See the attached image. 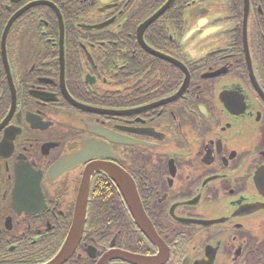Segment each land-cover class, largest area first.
Segmentation results:
<instances>
[{
  "label": "flooded vegetation",
  "instance_id": "flooded-vegetation-1",
  "mask_svg": "<svg viewBox=\"0 0 264 264\" xmlns=\"http://www.w3.org/2000/svg\"><path fill=\"white\" fill-rule=\"evenodd\" d=\"M0 264H264V0H0Z\"/></svg>",
  "mask_w": 264,
  "mask_h": 264
},
{
  "label": "water",
  "instance_id": "water-1",
  "mask_svg": "<svg viewBox=\"0 0 264 264\" xmlns=\"http://www.w3.org/2000/svg\"><path fill=\"white\" fill-rule=\"evenodd\" d=\"M148 222V221H147ZM148 225L150 226V224H149V222H148ZM75 233H77V236L76 237H80V235H81V229H78L77 230V228L75 227V226H73L72 227V229H71V232H70V235H71V238H75ZM68 246V245H67ZM71 251V250H70ZM69 255V254H68ZM131 259H135V257L134 256H131ZM149 258H143L142 259V261L143 262H145L146 260H148ZM140 261V260H139ZM142 261H140L141 263H142Z\"/></svg>",
  "mask_w": 264,
  "mask_h": 264
}]
</instances>
